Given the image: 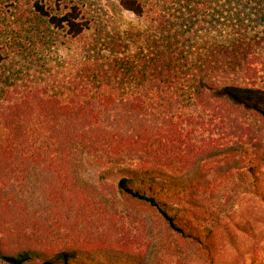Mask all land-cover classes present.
I'll return each mask as SVG.
<instances>
[{
    "label": "trees",
    "instance_id": "obj_1",
    "mask_svg": "<svg viewBox=\"0 0 264 264\" xmlns=\"http://www.w3.org/2000/svg\"><path fill=\"white\" fill-rule=\"evenodd\" d=\"M116 1L143 17L156 0ZM31 8L71 39L87 30L72 0ZM240 53L182 79L160 53L127 70L130 92L105 94L86 75L90 93L37 85L0 103V264H242L240 234H262L264 217L230 229L218 203L249 196L264 210V143L245 118L264 129V85L236 70ZM88 166L105 168L101 182L118 176L113 198L84 180Z\"/></svg>",
    "mask_w": 264,
    "mask_h": 264
},
{
    "label": "rangeland",
    "instance_id": "obj_2",
    "mask_svg": "<svg viewBox=\"0 0 264 264\" xmlns=\"http://www.w3.org/2000/svg\"><path fill=\"white\" fill-rule=\"evenodd\" d=\"M189 1L185 4V0H171L159 8L156 0L152 12L146 9V15L138 17L116 0H72L87 30L81 37L71 39L34 13L32 0H0V103L18 99L20 92L37 85L49 94L62 93L63 98L71 91L90 93L92 87L84 84L86 75L97 84L108 83L100 90L105 94L130 92L136 88L137 79L129 76L127 70L142 71L160 53L178 67L177 76L182 79L189 77L202 61L219 55L217 52L221 56L232 52L226 56L229 58L240 51L244 67L237 65L236 70L247 67L254 73L249 75L264 85V0ZM190 8L199 9V14H189ZM156 13L163 18L160 22L153 20ZM240 44L241 49H233ZM166 59L163 61L167 62ZM222 68L225 70L227 65ZM189 84L180 81V85ZM245 118L251 135L264 143V129L258 128L249 115ZM250 145L247 143L246 147ZM104 170L88 166L83 178L113 198L118 176L101 182ZM218 205L224 211L221 223L230 229L236 221L252 220L244 216L264 217L258 200L249 196L232 200L222 197ZM261 228L264 225L258 220L254 232ZM240 237V243L248 249L242 264H264V232L256 237Z\"/></svg>",
    "mask_w": 264,
    "mask_h": 264
}]
</instances>
